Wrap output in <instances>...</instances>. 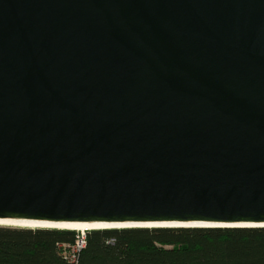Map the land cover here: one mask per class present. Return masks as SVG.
<instances>
[{
	"label": "water",
	"instance_id": "95a60500",
	"mask_svg": "<svg viewBox=\"0 0 264 264\" xmlns=\"http://www.w3.org/2000/svg\"><path fill=\"white\" fill-rule=\"evenodd\" d=\"M3 221L264 227V0H0Z\"/></svg>",
	"mask_w": 264,
	"mask_h": 264
},
{
	"label": "trees",
	"instance_id": "16d2710c",
	"mask_svg": "<svg viewBox=\"0 0 264 264\" xmlns=\"http://www.w3.org/2000/svg\"><path fill=\"white\" fill-rule=\"evenodd\" d=\"M75 264H264V227L87 231ZM76 231L0 226V264H72L58 244Z\"/></svg>",
	"mask_w": 264,
	"mask_h": 264
},
{
	"label": "bare ground",
	"instance_id": "6f19581e",
	"mask_svg": "<svg viewBox=\"0 0 264 264\" xmlns=\"http://www.w3.org/2000/svg\"><path fill=\"white\" fill-rule=\"evenodd\" d=\"M0 224L15 225L16 227L26 228H59L76 231L78 233H86L92 230H103V229H121L127 228L134 225H107V224H52L43 222H28V221H3Z\"/></svg>",
	"mask_w": 264,
	"mask_h": 264
},
{
	"label": "built area",
	"instance_id": "2783aa9c",
	"mask_svg": "<svg viewBox=\"0 0 264 264\" xmlns=\"http://www.w3.org/2000/svg\"><path fill=\"white\" fill-rule=\"evenodd\" d=\"M86 245V235L85 233L76 232V237L71 244H58V249L60 250L63 257L72 264H75L78 260L81 250Z\"/></svg>",
	"mask_w": 264,
	"mask_h": 264
}]
</instances>
